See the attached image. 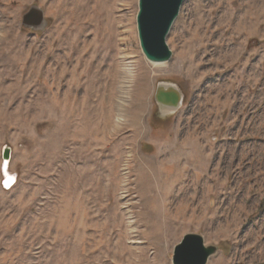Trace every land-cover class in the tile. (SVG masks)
<instances>
[{"label": "rangeland", "instance_id": "374dc122", "mask_svg": "<svg viewBox=\"0 0 264 264\" xmlns=\"http://www.w3.org/2000/svg\"><path fill=\"white\" fill-rule=\"evenodd\" d=\"M183 5L161 65L139 0H0V264H173L188 233L264 264V0Z\"/></svg>", "mask_w": 264, "mask_h": 264}, {"label": "water", "instance_id": "95a60500", "mask_svg": "<svg viewBox=\"0 0 264 264\" xmlns=\"http://www.w3.org/2000/svg\"><path fill=\"white\" fill-rule=\"evenodd\" d=\"M185 1L139 0L137 20L140 46L145 58L152 64H166L172 60L173 52L167 44V38ZM23 25L30 29H43L47 25L44 11L37 6L31 7L24 15ZM155 96L160 109L166 113L179 111L185 99L182 90L168 82L158 85ZM11 153L12 149L6 145L2 152L5 188H11L16 183V179L5 172V165L7 167L11 162ZM174 249L173 264H208L212 255L219 251L216 245H206L203 235L195 233L186 234Z\"/></svg>", "mask_w": 264, "mask_h": 264}, {"label": "bare ground", "instance_id": "6f19581e", "mask_svg": "<svg viewBox=\"0 0 264 264\" xmlns=\"http://www.w3.org/2000/svg\"><path fill=\"white\" fill-rule=\"evenodd\" d=\"M91 14V13H90ZM86 22V21H85ZM87 23V22H86ZM154 64H158V63H154ZM161 65H164V64H161ZM181 146V145H180ZM203 151V150H202ZM8 167V166H7ZM6 167V165H5V172H6V174H7V176H9L10 175V173H9V169ZM8 169V170H7ZM4 173V172H3Z\"/></svg>", "mask_w": 264, "mask_h": 264}]
</instances>
